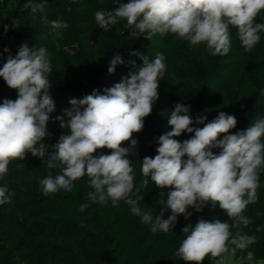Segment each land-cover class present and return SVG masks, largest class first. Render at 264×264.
Segmentation results:
<instances>
[{
  "label": "clouds",
  "instance_id": "9594fccd",
  "mask_svg": "<svg viewBox=\"0 0 264 264\" xmlns=\"http://www.w3.org/2000/svg\"><path fill=\"white\" fill-rule=\"evenodd\" d=\"M45 6L43 0L24 4L33 19L37 13H44ZM66 10L71 11L70 7ZM262 12L264 0H128L111 11L97 10L95 22L107 31L126 21L124 27L132 38L146 33L144 38L148 41L156 34L171 33L189 42V47L204 44L210 55L217 56L227 55L230 50V27L237 29L244 50L251 52L261 40L260 33H264V23L256 22ZM21 23L13 18L12 25H4L5 33L9 27L19 28ZM50 25L56 32L69 28L61 20H53ZM131 54L143 60L137 72H129L120 82L105 88L104 94L93 90L81 99L69 100L71 108H65L64 115H57L55 120L60 121L61 128L70 129V134L61 135L51 151L43 143L49 135L50 114L56 110L50 95L52 69L47 49L23 43L15 57L9 55L0 67V77L17 91V98H5L0 103V179L7 175L11 161L25 160L31 153L48 170L39 180L44 196L60 190L71 192L73 182L87 176L92 191L78 211L84 212L91 204L104 205L110 200L116 206L123 201L153 233L173 230L180 215L186 220L192 215L190 207L199 212L208 203L218 205L232 223L201 218L194 227L188 224L181 230L186 237L174 255L188 264H201L208 256L215 264H226L229 244L245 250L257 242L256 235L242 230L233 233L231 229L247 228L253 223L243 213L258 199L259 173L264 170V118L258 117L246 129L230 133L237 125L234 115L220 111L205 123V115L199 114L193 120L190 105L176 103L167 119L171 130L158 137L157 154L142 159V179L137 187L129 159L130 155H137L138 140L133 134L143 130L145 118L152 113L167 65L161 53L151 61L138 51ZM123 63L119 54L114 55L109 74ZM129 63L135 66V61ZM260 95L264 96V88ZM64 116L70 118L67 123ZM185 132L194 135L183 142L174 139ZM104 148L110 149L111 154L94 155ZM214 149H220L219 154ZM53 169H60V173L53 175ZM149 178L157 188L167 189L166 201H159L165 206L155 216L139 207ZM159 195L164 193L160 191ZM11 203L7 185L0 186V205ZM166 210L171 213L167 219ZM255 231H264V225Z\"/></svg>",
  "mask_w": 264,
  "mask_h": 264
},
{
  "label": "trees",
  "instance_id": "16d2710c",
  "mask_svg": "<svg viewBox=\"0 0 264 264\" xmlns=\"http://www.w3.org/2000/svg\"><path fill=\"white\" fill-rule=\"evenodd\" d=\"M7 1L0 0V67L9 55L15 57L23 43L45 47L52 69L50 95L62 116L65 108H71L70 99H81L93 90L104 94L105 88L120 82L129 72H137L143 60L132 55L133 51L147 56L149 61L158 53L165 56L167 67L159 82V98L145 118L143 130L133 134L138 140L137 155H130L129 159L137 187L142 179V159L157 154L158 137L171 130L167 119L176 103L190 105L193 120L199 114L205 115V123L220 111L234 115L237 125L230 133L246 129L258 117L264 118V96L260 95V89L264 88V33H260L261 40L255 48L246 52L236 35L237 29L230 27L228 54L212 56L204 44L189 47V42L171 33L156 34L151 41L144 38L146 33L132 38L130 30L124 27L126 21L107 31L99 28L95 22L97 10L111 11L128 0H43L45 11L37 13L35 19L30 9L24 8L28 0H14L12 5ZM69 7L71 11L66 10ZM13 18L20 19L21 25L9 27L5 33L4 25H12ZM53 20L67 22L69 28L53 31L50 25ZM256 22L264 23V12L256 17ZM5 48L9 52H4ZM116 54L124 63L109 74L110 61ZM130 61H135V66ZM59 96L63 105L58 103ZM5 98L15 100L17 91L0 77V103ZM69 119L64 116L65 123ZM47 131L49 135L43 143L49 146V151L61 135L70 134V129L60 127V121L47 125ZM192 135L185 132L174 139L183 142ZM213 151L219 154L220 149ZM100 153L111 154V150L100 149L94 155ZM8 169L7 175L0 179V186L7 185L12 200L11 204L0 205V264H188L174 255L186 237L182 228L188 224L194 227L201 218L232 223L218 205L208 203L199 212L190 207L192 215L187 220L180 215L168 233H153L123 201L113 206L109 200L104 205L91 204L84 212L78 211L88 202L87 193L92 191L87 176L74 181L71 192L60 190L44 196L39 180L48 170L39 157L28 153L25 160L11 161ZM52 172L59 174L60 169ZM259 177L258 199L243 213L253 223L231 231L256 235L255 244L245 250L236 248L235 254L264 263V231H255L257 226L264 225V170ZM141 195L139 207L155 216L165 206L159 201H166L167 189L157 188L149 178L148 188ZM170 214L166 210L164 218ZM201 264H215V260L208 256Z\"/></svg>",
  "mask_w": 264,
  "mask_h": 264
},
{
  "label": "rangeland",
  "instance_id": "374dc122",
  "mask_svg": "<svg viewBox=\"0 0 264 264\" xmlns=\"http://www.w3.org/2000/svg\"><path fill=\"white\" fill-rule=\"evenodd\" d=\"M14 0H8L7 2L12 5ZM58 103L63 105V98L61 96L58 97ZM235 247L229 244V251L225 254L226 256V264H264L263 262L256 261L251 256H246L244 254H235Z\"/></svg>",
  "mask_w": 264,
  "mask_h": 264
},
{
  "label": "built area",
  "instance_id": "2783aa9c",
  "mask_svg": "<svg viewBox=\"0 0 264 264\" xmlns=\"http://www.w3.org/2000/svg\"><path fill=\"white\" fill-rule=\"evenodd\" d=\"M1 1L3 2V0H1ZM60 113H61V111H59L58 108H56L55 112H53L52 114H50V120H49V122H48L47 125H49L51 123H55L57 121V120H55V117L57 115H61Z\"/></svg>",
  "mask_w": 264,
  "mask_h": 264
}]
</instances>
